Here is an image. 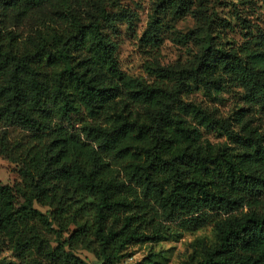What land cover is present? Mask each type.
Here are the masks:
<instances>
[{
    "label": "trees",
    "instance_id": "trees-1",
    "mask_svg": "<svg viewBox=\"0 0 264 264\" xmlns=\"http://www.w3.org/2000/svg\"><path fill=\"white\" fill-rule=\"evenodd\" d=\"M43 7L50 15L25 42L7 30ZM111 17L86 18L70 0H0V154L19 178L0 183V264H86L78 249L118 264L131 245L206 226L215 239L194 264H264V135L235 133L187 97L229 81L264 103V49L208 33L194 66L148 62V80L120 69ZM160 28L153 19L143 32L151 48Z\"/></svg>",
    "mask_w": 264,
    "mask_h": 264
},
{
    "label": "rangeland",
    "instance_id": "rangeland-1",
    "mask_svg": "<svg viewBox=\"0 0 264 264\" xmlns=\"http://www.w3.org/2000/svg\"><path fill=\"white\" fill-rule=\"evenodd\" d=\"M72 8L90 18L104 9L110 12L117 42L120 69L131 76L152 80L146 73L148 62L161 67L181 70L196 64L200 47L210 33L217 44L236 47L247 43L255 49H264V0H182V11L163 0H70ZM50 15L47 7L34 10L20 21L9 19L6 28L19 41L25 42L38 28L39 18ZM156 19L161 24L158 47L146 43L144 30ZM47 22V20H45ZM110 30V28L108 29ZM246 89L235 82L226 81L218 95L208 96L202 90L190 94L188 99L203 107L214 119L222 120L235 133L242 134V126L264 135V103H246L242 96ZM245 133V132H244ZM203 137L212 143L239 146L220 130L202 129ZM144 158V156H142ZM18 165L0 154V183L12 184L18 178ZM34 207L45 211L34 203ZM73 225L69 227L71 231ZM67 235L64 234L63 237ZM165 237L155 242H144L126 248L118 264H134L148 252L159 254L160 264H194L202 258L215 236L206 226L180 237ZM86 264H101L86 249L74 251ZM6 262L15 261L12 251L4 250Z\"/></svg>",
    "mask_w": 264,
    "mask_h": 264
}]
</instances>
